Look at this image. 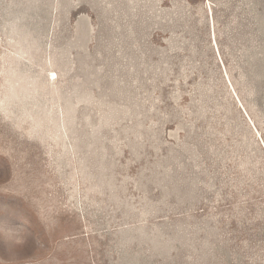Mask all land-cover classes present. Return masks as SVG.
Segmentation results:
<instances>
[{
	"label": "rangeland",
	"instance_id": "rangeland-1",
	"mask_svg": "<svg viewBox=\"0 0 264 264\" xmlns=\"http://www.w3.org/2000/svg\"><path fill=\"white\" fill-rule=\"evenodd\" d=\"M0 264H264V0H0Z\"/></svg>",
	"mask_w": 264,
	"mask_h": 264
},
{
	"label": "bare ground",
	"instance_id": "bare-ground-1",
	"mask_svg": "<svg viewBox=\"0 0 264 264\" xmlns=\"http://www.w3.org/2000/svg\"><path fill=\"white\" fill-rule=\"evenodd\" d=\"M246 114V113H245ZM252 124V123H251ZM253 126V125H252Z\"/></svg>",
	"mask_w": 264,
	"mask_h": 264
}]
</instances>
